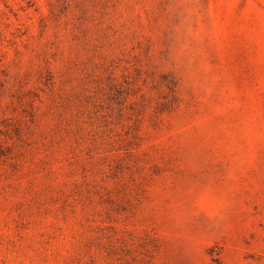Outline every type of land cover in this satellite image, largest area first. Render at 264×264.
<instances>
[{
	"label": "rangeland",
	"instance_id": "rangeland-1",
	"mask_svg": "<svg viewBox=\"0 0 264 264\" xmlns=\"http://www.w3.org/2000/svg\"><path fill=\"white\" fill-rule=\"evenodd\" d=\"M0 264H264V0H0Z\"/></svg>",
	"mask_w": 264,
	"mask_h": 264
}]
</instances>
